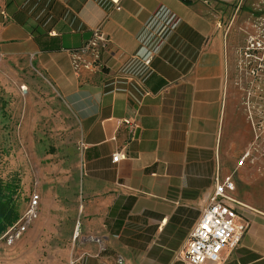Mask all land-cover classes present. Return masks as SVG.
Segmentation results:
<instances>
[{
    "label": "crops",
    "instance_id": "1",
    "mask_svg": "<svg viewBox=\"0 0 264 264\" xmlns=\"http://www.w3.org/2000/svg\"><path fill=\"white\" fill-rule=\"evenodd\" d=\"M118 4L0 0V83L39 76L74 119V264H187L180 254L215 176L252 133L213 0ZM98 26L110 41L102 66L74 70L69 51ZM252 204L249 228L211 264H264V206Z\"/></svg>",
    "mask_w": 264,
    "mask_h": 264
},
{
    "label": "rangeland",
    "instance_id": "2",
    "mask_svg": "<svg viewBox=\"0 0 264 264\" xmlns=\"http://www.w3.org/2000/svg\"><path fill=\"white\" fill-rule=\"evenodd\" d=\"M213 1L229 49L230 90L245 108L252 133L247 148H253L256 136L264 141V0ZM257 43L263 47L255 49ZM30 82L0 83V180L19 217L31 195L39 196L37 216L26 229L10 243L8 234L0 236V264H74L77 127L51 85L39 76ZM241 154L232 157L228 172L236 197L263 210L264 156L253 151L251 160L237 166Z\"/></svg>",
    "mask_w": 264,
    "mask_h": 264
},
{
    "label": "built area",
    "instance_id": "3",
    "mask_svg": "<svg viewBox=\"0 0 264 264\" xmlns=\"http://www.w3.org/2000/svg\"><path fill=\"white\" fill-rule=\"evenodd\" d=\"M111 1L118 9V0ZM108 42H110L109 38L101 27L94 28L87 41L83 42L77 50L69 51L72 68L77 71L81 67H101L100 54ZM262 47L260 43H257V47L254 46L255 49ZM81 54H88L90 60L82 58ZM257 140L258 136L255 138L253 148L251 144L246 151H243L236 162L237 166H242L247 160H251L253 151L264 156V141L257 142ZM119 157L120 152L114 153L112 161H117ZM214 184L198 222L180 254V258L187 264L217 263L221 260L223 250L235 246L250 226V220L245 215L249 207L235 196L232 174L224 177L217 174ZM38 197L36 194L31 195L25 212L2 234V237L8 234L9 243L14 237H18L26 229L28 223L37 216Z\"/></svg>",
    "mask_w": 264,
    "mask_h": 264
},
{
    "label": "trees",
    "instance_id": "4",
    "mask_svg": "<svg viewBox=\"0 0 264 264\" xmlns=\"http://www.w3.org/2000/svg\"><path fill=\"white\" fill-rule=\"evenodd\" d=\"M18 217L17 205L0 180V236Z\"/></svg>",
    "mask_w": 264,
    "mask_h": 264
}]
</instances>
